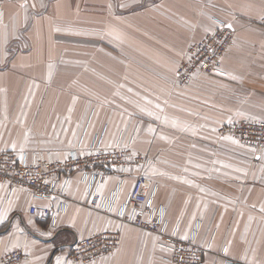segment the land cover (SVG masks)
I'll use <instances>...</instances> for the list:
<instances>
[{
  "label": "crops",
  "instance_id": "obj_1",
  "mask_svg": "<svg viewBox=\"0 0 264 264\" xmlns=\"http://www.w3.org/2000/svg\"><path fill=\"white\" fill-rule=\"evenodd\" d=\"M22 3L0 6V150L64 159L80 142L87 149L96 139L105 147L120 141L150 159L131 168L121 201L142 173L158 185L155 203L180 237L203 221L205 264H264V150L255 154L220 133L227 122L264 119V0ZM219 20L238 33L237 47L223 58L226 74L181 83L177 69L189 46ZM117 181L108 177L102 194ZM0 185V209H8L0 256L21 249L31 258L19 264H56L57 257L68 261L77 239L120 230L112 253L76 264H173L155 235L92 207L80 172L59 213L60 199ZM33 205L53 206L58 227L32 214ZM224 244L225 257L218 254Z\"/></svg>",
  "mask_w": 264,
  "mask_h": 264
},
{
  "label": "built area",
  "instance_id": "obj_2",
  "mask_svg": "<svg viewBox=\"0 0 264 264\" xmlns=\"http://www.w3.org/2000/svg\"><path fill=\"white\" fill-rule=\"evenodd\" d=\"M8 1L25 0H0V6ZM261 22L264 24V17ZM227 25L225 21L219 20L218 25L203 39L191 43L186 56L178 65L177 76L180 82L190 84L200 74L212 76L218 74L217 69L222 70L223 57L230 46L227 36L230 38V35L237 32L233 26L229 28ZM222 48L224 50L220 51ZM220 133L238 138L256 151L264 150V120L224 123L220 127ZM20 157L13 150H0V183H6L11 191L16 187H25L36 199L47 202L60 199L61 205L57 208L59 213L65 211L64 198L71 179L80 172L92 207L111 214L123 225L131 224L156 233L159 243L171 251L173 264H205L203 251L196 242L200 221L188 239L177 237L175 231V234H168L164 241L169 223L167 210L156 205L158 185L151 178L139 173L126 198L121 201L131 168L143 169L150 164V159L145 155L128 153L120 141L112 147H105L101 145L100 139H96L87 149H83L80 142L64 159L40 154H34L30 160L25 155L23 160ZM108 177H117V184L109 194L101 195L97 188ZM52 207L33 205L31 213L49 218L51 228L56 229L59 217ZM120 238V230L101 231L79 238L68 252V262H89L112 253ZM30 258L29 253L14 249L0 256V264H19Z\"/></svg>",
  "mask_w": 264,
  "mask_h": 264
},
{
  "label": "rangeland",
  "instance_id": "obj_3",
  "mask_svg": "<svg viewBox=\"0 0 264 264\" xmlns=\"http://www.w3.org/2000/svg\"><path fill=\"white\" fill-rule=\"evenodd\" d=\"M226 22V21H225ZM226 23H228V22H226ZM262 23V22H261ZM228 24H230V23H228ZM263 24V23H262ZM264 25V24H263ZM232 26V25H231ZM211 32V31H210ZM209 32V33H210ZM231 37L229 38V36H227V42L229 41V39H230V46H229V49H228V51H227V53L230 51V50H232V49H234V48H236L237 47V45H238V33L236 32L234 35H230ZM231 39H233V41L231 40ZM224 50V48H222V49H220V51H223ZM182 83V82H181ZM184 84V83H183ZM259 120H264V119H258V120H250V121H259ZM241 121V120H240ZM228 123V122H227ZM223 136H230V135H223ZM231 137H233V136H231ZM236 139H238V138H236ZM239 141H241L240 139H238ZM242 142V141H241ZM124 148H126L127 149V151H128V153H130V154H133L134 152L131 150V149H128V147H125V146H123ZM260 151H254V153L255 154H258ZM166 216H167V213H166ZM167 219H168V217H167ZM169 220V219H168ZM201 222V226H200V228H199V232H198V240L196 241L197 242V244L200 246V248L202 249V251H203V259H204V262H205V253H206V251L210 248V246L209 245H203V244H201V242L199 241V237H200V232H201V229H202V227H203V221L202 220H198V221H196V223H195V225H194V227H193V229H192V231H191V233L187 236V239H188V237H190V235L192 234V232L194 231V229H195V226H196V224L198 223V222ZM130 226H133V227H136V228H139V229H142V230H144V231H147V232H149V233H151V234H153V235H155V237L157 238V245L160 247V248H162V249H165L167 252H169L170 253V255H171V261H172V253H171V251H169V250H167L164 246H162L160 243H159V237L157 236V234L156 233H154V232H151V231H149V230H146V229H143V228H140V227H137V226H134V225H131L130 224ZM166 229H167V231H166V236H165V240L164 241H166V237L168 236V234L170 235V234H173V233H175V231H176V235H177V237H179V238H181V239H184V237H180L179 236V233H178V231H179V226L177 225V227L175 228V229H173L172 230V228H171V226H170V222L168 223V225L166 226ZM164 239V238H163ZM225 247H228V245L227 244H224L223 246H221V248H220V250H219V255L220 256H227V254L226 253H224V251H223V249L225 248ZM172 263H173V261H172Z\"/></svg>",
  "mask_w": 264,
  "mask_h": 264
},
{
  "label": "snow or ice",
  "instance_id": "obj_4",
  "mask_svg": "<svg viewBox=\"0 0 264 264\" xmlns=\"http://www.w3.org/2000/svg\"><path fill=\"white\" fill-rule=\"evenodd\" d=\"M20 7H21V8H26V7H27L26 0H25V3H22V4L20 5ZM33 7H35V5H33ZM2 15H3V14L0 13V20H2ZM214 22H215V21H214ZM227 27L231 28V24H228ZM56 30L59 31V28H57ZM49 67L51 68V65H49ZM216 71H217L220 75H225V74H226V73H224L222 70H219V69H217ZM177 74H178V73H177ZM231 78H232V79H236L235 76H233V77H231ZM121 87H122V85H121ZM129 91H131V89H129ZM75 102H76V97H73V104H75ZM149 103H151V102L149 101ZM156 107L159 108L160 106L157 104ZM72 110H73V109L70 107V108L68 109L69 113H71ZM141 111H145V109L141 108ZM148 115L151 116V115H154V113H152V112H148ZM156 118L159 119L158 116H157ZM66 119L70 121V120H71V116L69 115ZM78 126H79V125H78ZM149 131L151 132V131H153V129H152V128H149ZM73 135H75V133H73ZM162 138H163V137H162ZM224 139L231 140L233 143H239V141L235 140V139H234L233 137H231V136L224 137ZM25 142H27V133L25 134ZM15 147H16V145H15V143H13V144H12V148L15 149ZM253 151H255V150L253 149ZM20 159L23 160V156H21ZM175 178H176V179H179V177H175ZM66 183H69V182L66 181ZM185 183H191V182H190V181H185ZM0 187H3V185H0ZM103 188H104V185H100V186H98V188H97V192L101 193V195H102V193H103ZM201 190L203 191V189H201ZM149 203H151V202H149ZM112 210H115V209H112ZM261 211H264V208H262ZM7 212H8V209H0V222H3V220L7 217ZM120 214L123 215L122 212H121ZM173 234H175V233H173ZM184 239H187V236H184ZM229 244H231L230 241H229ZM223 251L227 254L228 251H229V248H228V247H225V248L223 249ZM241 259H246V256H245V257H241ZM56 264H70V262H68V261H63L60 257H57Z\"/></svg>",
  "mask_w": 264,
  "mask_h": 264
},
{
  "label": "bare ground",
  "instance_id": "obj_5",
  "mask_svg": "<svg viewBox=\"0 0 264 264\" xmlns=\"http://www.w3.org/2000/svg\"><path fill=\"white\" fill-rule=\"evenodd\" d=\"M225 55H226V53H225ZM225 55H224V56H225ZM223 58H224V57H223Z\"/></svg>",
  "mask_w": 264,
  "mask_h": 264
}]
</instances>
